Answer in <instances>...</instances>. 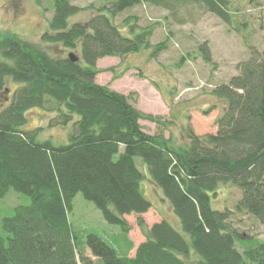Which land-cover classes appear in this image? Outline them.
I'll use <instances>...</instances> for the list:
<instances>
[{"label": "trees", "instance_id": "1", "mask_svg": "<svg viewBox=\"0 0 264 264\" xmlns=\"http://www.w3.org/2000/svg\"><path fill=\"white\" fill-rule=\"evenodd\" d=\"M46 1L53 15L41 42L76 51L78 62L15 36L0 38V94L9 81L17 84L0 108V198L13 190L30 199L2 218L0 264H264V243L239 251L236 244L248 238L230 226L231 210L211 207L220 187H236L241 196L234 209L264 226V58L251 49L236 66L238 75L211 91L225 104L217 132L196 136L188 126V144L178 149L141 128L140 121L161 124V117L96 83L101 58L148 50L153 60L167 47L168 41L152 45L154 24L140 27L134 16L123 20L122 33L113 22L120 13L140 4L169 10L195 4L231 25L229 0H114L84 24L69 23L81 11L71 0ZM197 51L212 64L207 45ZM32 109L50 114L49 128L70 126L66 143L40 139L38 128L25 130ZM136 158L172 212L171 221L161 218L150 229L141 216L152 202ZM77 195L106 225L119 227L114 236L125 240L128 254L134 245L125 217L140 216L145 240L133 257L118 256L100 234L70 223Z\"/></svg>", "mask_w": 264, "mask_h": 264}, {"label": "rangeland", "instance_id": "2", "mask_svg": "<svg viewBox=\"0 0 264 264\" xmlns=\"http://www.w3.org/2000/svg\"><path fill=\"white\" fill-rule=\"evenodd\" d=\"M112 2L114 0H71L81 11L69 23H87L98 14L99 9L108 8ZM229 2L231 25L195 4L174 6L172 10L140 4L113 19L122 33H127L123 20L130 16L136 17L140 27L154 24L151 44L168 41L167 47L153 60L148 50L121 59L101 58L96 63L99 69L96 83L129 96L130 104L143 114L161 117V124L140 121L141 128L149 135L161 134L167 142L170 141L172 148L178 149L188 144L184 135L188 126L196 136L215 134V122L223 114L225 104L218 101L211 91L218 84L228 83L231 77L238 75L236 66L248 60L251 49L264 58V0ZM52 15V5L46 0L40 3L36 0H0V38L4 35L15 36L24 42L37 44L55 56L76 55V51L62 50L60 44L41 42L42 35L49 31L48 22ZM203 44L210 50L212 64H205L199 57L197 49ZM16 86L9 81L6 92L0 94V108L10 102ZM49 115L40 109L29 110L26 115L27 128L24 129L38 128L41 129L40 139H51L56 144L66 143L67 131L71 127L49 128ZM136 163L146 177L142 191L152 202L147 214L141 216L145 228L148 229L161 218L171 221L169 204L161 201V192L147 181L148 170L142 161L136 158ZM240 196L236 187L223 185L211 196V207L231 210L230 226L244 239L248 238L236 244L237 249L242 251L257 243H264V226H260L246 212L234 209ZM29 203L28 197L13 190L0 198V234H5L1 227L2 218L11 216L14 207ZM72 205L73 211L68 216L74 227L100 234L116 249L118 256L129 255L124 250L125 240L115 237L120 232L119 227L106 225L93 204L77 195ZM139 217L134 214L125 217L131 227L129 239L135 246L145 239L137 224Z\"/></svg>", "mask_w": 264, "mask_h": 264}, {"label": "crops", "instance_id": "3", "mask_svg": "<svg viewBox=\"0 0 264 264\" xmlns=\"http://www.w3.org/2000/svg\"><path fill=\"white\" fill-rule=\"evenodd\" d=\"M159 222H160V221H159ZM156 223H157V222H156ZM153 224H154V223H153ZM153 224H152V225H153ZM152 225H151V226H152ZM151 226H150V227H151ZM150 227H149L148 229H150ZM144 240H145V239H144ZM144 240H143V241H144ZM143 241H141V242H143ZM141 242H140V243H141ZM140 243H139L137 246L134 245V248H133L132 250H130L129 255H128L129 257H133V255H134V253H135V250H136V248L140 245Z\"/></svg>", "mask_w": 264, "mask_h": 264}, {"label": "water", "instance_id": "4", "mask_svg": "<svg viewBox=\"0 0 264 264\" xmlns=\"http://www.w3.org/2000/svg\"><path fill=\"white\" fill-rule=\"evenodd\" d=\"M67 56L72 62H78V57L75 56L74 54L69 53Z\"/></svg>", "mask_w": 264, "mask_h": 264}]
</instances>
